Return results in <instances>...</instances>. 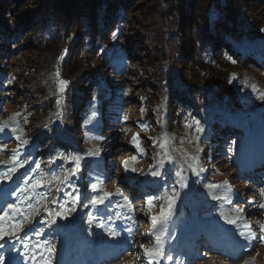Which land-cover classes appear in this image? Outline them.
Here are the masks:
<instances>
[{
    "label": "rangeland",
    "instance_id": "1",
    "mask_svg": "<svg viewBox=\"0 0 264 264\" xmlns=\"http://www.w3.org/2000/svg\"><path fill=\"white\" fill-rule=\"evenodd\" d=\"M137 6L139 8L135 12V16L139 24L138 27L133 30L132 36L138 41L141 40V38L145 39V41H147L146 48L148 51L140 52L139 55L142 60H140V63H136L131 73L128 68L130 64L129 60L123 52H121L114 60L112 59L110 61L108 70L111 75L109 77L92 69L91 72L92 74L97 75L99 84L93 92L92 99L94 101L89 109L90 113L87 120L78 122L76 117L73 118V116L66 114V111L68 110V107L65 104L66 98L63 96L64 94L58 93V81L55 75L56 71L53 70L56 64V58L54 55L45 52L41 43L36 49L33 46L16 54L12 60V64H14L9 68L3 81H0V122L8 121L11 123L14 114L19 112L21 115L15 117V119L19 122V128L23 130V126L26 124L24 121L27 115V113H23V111L27 110V103L25 101L26 95H22V91L18 90L19 88L16 87L14 81L20 74L24 75L25 78L27 77L26 73L24 74V71L27 70L28 64L29 66L31 64H36L35 66L38 70H46V73H43V76H40L43 77L41 78L42 82H40V90H42V92L31 89L28 94L32 95L34 98H38L39 101L47 100L48 98L55 99L57 111L48 114L47 117L49 118V123L51 122V125H53L55 129H59L60 127L62 129L58 141L66 143L67 145L69 144L71 147H76L77 144H82L80 150L83 154L81 155L99 149L98 156L85 155V159L81 161V164L83 163V165L88 162L87 167H89L85 174L87 176V181L85 178L86 182L82 181V183L85 182L84 186L87 188L85 196L82 194L81 188L78 185L77 175L80 171L86 169V167L83 168L81 165V169L77 175L70 177V183L60 185L52 178L53 171L62 178L64 170H70L73 167L74 162L67 163L66 160L69 156L75 157L78 153L69 148V145L61 149H56L54 153L50 155V158L57 155H62L64 157V159L57 160L55 164H50L49 161L45 162L41 157V153L37 151L39 149L32 148L26 152V150L24 151L26 145L19 149L22 156L26 153L30 154L32 160L23 168L17 169L11 180L0 181V197L3 196L5 201L4 207L0 211V215L4 214V209H7L9 203H17L16 197L5 195V192L8 189H10V191L14 190L18 185L21 187H29L26 181H30L31 179H39L41 181L42 187L36 191L46 197V199H41L40 196H35L33 194L34 199L24 201L20 204V207L29 222L23 223L24 231L18 233L20 236H24L25 233H27V237L24 240H15L18 241L16 243L13 240L17 248L23 246L29 247V245L33 243L36 244L34 237H39V240L37 241H39L40 244L47 243V246L56 238V236L51 235L54 225L47 224V220L50 218L47 217V214L44 211L45 206L49 209L61 210L67 215V219H58L57 222L60 221L67 223L72 216H79V213H82L85 216L84 220L86 224H88L87 221L89 219L93 220L91 226L88 224L89 228H96L97 216H95V212H98L101 207L98 206V210L91 205H89L88 208H84L82 203H74L71 200V197L66 195V193L72 195L78 194L81 199L87 198L90 200L93 195H102L104 193L103 185L105 184H107V186L104 188L109 189L108 193H116L118 188L123 192L125 183H121L122 181L124 182L125 179H130V181L141 180V176L146 171L151 170L150 166H155L159 160L164 159V156L160 154L158 143L154 146L153 141L158 142L162 139H167L168 155L171 156L174 163L165 164L167 168L165 173L167 180L164 178L163 187L161 189L165 190L164 193H160V190L155 193V195H152L153 197H157L159 202L157 203V201L152 200L150 206L155 205L158 207V210L154 211L153 215L151 212L145 210L138 218L142 223H145L148 220L150 221V217L161 215L162 208H168V196L172 195V188H175L177 192L178 188L176 187V184L180 186L181 183L186 182L188 185L187 188H182L180 186L183 190V195L185 192L190 198L197 196L200 186L199 181H197L195 176L199 175L201 171L202 163L200 150L203 147L209 148L210 152L208 156L218 152L217 156L219 158L221 157L220 164L215 167V170L210 177H218L219 179L222 178L223 180L228 181L233 180V176L236 175V170L235 165L232 163L229 156L231 153L230 143L235 141V145H237L236 141L238 139H232L229 145L228 143L224 146L219 145L218 143L213 145V142L210 140L211 136L207 137L206 127L203 128L204 131L202 133L195 131V122L198 121L199 118H202L204 122H216L219 118L226 120L228 123L230 122L234 124L237 131L244 130V133L249 137L253 136L250 135L253 130L250 129V131H247L246 128L249 119L256 121L258 125L264 127V97L261 96V94H264V64H254L250 59L252 54L264 50V41H242L238 44L233 43L229 38L223 35L220 29H218L216 30L217 36L221 37L226 43H232L234 53L242 55L245 62L248 63V65H243L241 68L237 67L231 69V71L228 72V77L231 78L232 82L243 88V90L238 91L239 95L242 97L240 109L233 115L227 114L224 111L225 102L222 99L215 97L213 93L208 92L206 89L200 92V95L197 98V103L194 107V111L197 114L190 118L188 113H185V115H182L181 120L177 119L172 122V125H175V128L172 130L167 129L166 113L168 110V96L170 90L174 88V79L171 78L170 74L172 69V57L169 52V47L165 42H168L176 34L178 27L177 18L173 15L163 17L161 14V4L157 1L141 0L138 2ZM257 19L264 25L263 13H257ZM68 45L69 44L67 43L66 46L68 47ZM159 65L167 66L170 75L164 83V90L157 92L156 103L153 104L148 101L149 104L143 105V96L140 94L144 91L146 84H148V74L154 71V66ZM89 71L87 65L81 66L74 73L69 81L71 83L67 86L71 84L73 85L75 81H83L87 77H93ZM158 84H160V81H156V85ZM253 85H255V90L252 87ZM236 88L234 90L235 94H237ZM70 92L76 97L79 94V89L76 87L74 88V92ZM90 93H92L91 89L89 93L86 94V98H88ZM10 94L13 95V97H10ZM58 97L61 100L60 105L57 104ZM154 98L155 97H152V99ZM227 99H230V97ZM103 101L105 103H103ZM141 109H143V112ZM103 115L105 116V120H103ZM155 116L159 118L157 123L146 122V119L154 118ZM125 117L127 118L126 120ZM104 122L107 125L106 128L101 126ZM28 123L30 124V120ZM97 123H99V126ZM186 124H192L193 127L188 128L185 126ZM141 125H144V127H141ZM76 127L79 129L77 139ZM253 129L258 130L259 132V127L256 126V124L253 125ZM98 133H100V136L97 137H103V139H96ZM14 135L15 134L11 133L9 130L0 134V141L7 143V148L5 149L4 154H0V160H8L11 155V150L16 148L17 143H19V141L14 139ZM49 136V141L51 143L53 142L54 137L51 135ZM134 136L138 137L136 141H133ZM197 137H200V139L197 140ZM23 138L27 139V135H25L24 132ZM74 140H77V144L75 143L73 145L72 142ZM224 150H227L228 152L225 153ZM220 152H223L224 154H221ZM134 156L137 157L136 160L132 159ZM192 157H198V159L193 160ZM233 159H235V157H233ZM107 161L109 162V165L106 168H103L104 163ZM124 161H127L129 165V171L127 172L122 167ZM36 162L40 163V169H38L37 172H32L31 169L35 167ZM9 167H11L9 164H0V174L6 171ZM168 167L170 168L168 169ZM132 168H135L137 171H131ZM181 169L183 170V180L176 175ZM193 169H195V172ZM94 177L100 178V185ZM144 178L146 179V177ZM208 183H211V181H208ZM92 185H95V189L92 188ZM58 187L61 189L59 192H57ZM74 187L79 189V193L73 192ZM29 190L31 191V189ZM113 196L118 198V202L125 203L124 197L126 196L122 198L121 196ZM127 198L131 201V198L128 196ZM53 199L57 200L58 203L53 204ZM29 203L32 204L31 209L28 207ZM60 203H64V209H60ZM178 205L179 202L175 200L171 209L173 216L178 215ZM73 207L76 208V211H71ZM36 208H39L40 215L35 214ZM90 208L91 211H88ZM116 208L117 202L106 207L105 210L107 213L104 214V217L102 218L108 222L111 221V219L117 214ZM193 211V208L191 210L190 208H187L185 214L190 213L192 216ZM89 213H92L91 217L89 216ZM217 214L218 211H212L211 217H214ZM121 215L118 216L119 220H121V218L122 220L124 219L123 215ZM25 216H19L18 214L9 212V216L5 220H0V227L6 230L10 229L17 221H24ZM187 217V215L182 216L181 221H186ZM197 218L199 217L197 216ZM243 220H246L245 216ZM181 221H178L174 225L175 231L182 229L183 224H181ZM36 222H39L41 226L35 227V230L30 232V223L35 224ZM253 222H255V219L251 221V224ZM117 226L118 225L116 224L115 227ZM123 230H125V228ZM140 230L141 227L138 226L136 236L137 244L143 243L144 246L148 248H150V244H154L153 246H155L156 243L154 238L152 237L150 239V237L153 234H158L161 231V228H158L157 225L153 226L148 235L141 233ZM36 231H41L42 235L37 236L35 234ZM0 243L8 245L12 242L9 239H5L0 240ZM263 245L264 244H261V249L264 248ZM141 250L144 251L143 248ZM35 251L38 252V250ZM173 253L174 250L171 251V255L175 258ZM258 253H263V250L262 252L258 251ZM127 258L118 263L128 264L137 259L140 260L142 254L140 251L136 252V255L130 253V256ZM176 259L180 260V257ZM176 259L174 260L175 264ZM185 259L186 257L184 260ZM253 259L255 262L257 260L258 264H264V254L258 256V258L253 256ZM198 263L228 264L226 261L214 258L212 260H202Z\"/></svg>",
    "mask_w": 264,
    "mask_h": 264
},
{
    "label": "trees",
    "instance_id": "2",
    "mask_svg": "<svg viewBox=\"0 0 264 264\" xmlns=\"http://www.w3.org/2000/svg\"><path fill=\"white\" fill-rule=\"evenodd\" d=\"M140 1L0 0V81L14 64L12 60L16 54L29 47L36 49L40 43L45 52L54 55L56 64L53 70L59 71L60 79L66 81H70L83 65L89 67V72L93 69L106 73L108 57H114L119 51L128 56L131 73L136 63L142 60L140 52L148 51L145 39L138 41L132 36L139 24L135 12ZM151 1L161 4L163 17L173 15L177 18L176 34L165 42L171 53L173 77L177 84L187 89L186 93L193 101L200 91L207 89L221 98L231 96L237 103L238 96L233 95L235 84L228 77V72L242 62L232 52L231 45L217 36L216 30L220 29L223 35L236 43L264 40V25L257 19V13L264 14V0ZM113 31H117L116 40L111 38ZM101 48L105 51L101 52ZM233 60L236 63H232ZM35 65L28 64L24 71L27 77L20 74L14 83L22 95H26L28 121L24 133L29 140L28 148L35 145L46 154L49 143L45 136L52 129L47 115L56 110L57 105L53 98L39 101L28 94L31 89L42 92L40 82L43 77L40 76L46 70H38ZM164 69L162 65L154 66V71L148 74V84L142 92L146 104L156 97L155 90L159 88L156 81H165ZM91 75L93 77L67 86L63 96L65 104L69 105V113L82 112L87 100V103L91 102L86 98L96 83L95 74L91 72ZM76 87L79 89L78 98L70 92H74ZM169 108L171 126V120L191 108V100L184 93H175Z\"/></svg>",
    "mask_w": 264,
    "mask_h": 264
},
{
    "label": "snow or ice",
    "instance_id": "3",
    "mask_svg": "<svg viewBox=\"0 0 264 264\" xmlns=\"http://www.w3.org/2000/svg\"><path fill=\"white\" fill-rule=\"evenodd\" d=\"M264 31V30H262ZM111 38L113 40L117 39V31H113L111 34ZM101 52H104L105 49L101 48L100 49ZM232 63H236L235 60L232 61ZM56 79L58 81V93L59 94H64L66 92V88L67 85L69 84V81L60 79V73L59 71L56 72ZM253 89L255 90V85L252 86ZM262 97H264V94H261ZM57 104L60 105L61 104V100L58 97L57 98ZM141 111L143 112V109H141ZM21 114L19 112L14 114V117L11 121V123H9L8 121L5 122H0V134H3L6 132V130H9L11 133L15 134L14 135V139L16 141H19V143H17L16 148L11 150V155L9 156V159L4 161V160H0V164H9L11 165V167L7 168L6 171H4L2 174H0V181H8L12 179L13 174L17 171V169L19 168H23L25 165L29 164V162L32 160V157L30 154H24L22 156L21 152L19 151V149L24 146L27 145L29 143V140L26 138H23V130L19 128V122L15 119V117H19ZM127 118L125 117V120ZM24 123H27V120L25 119ZM188 128H192V124H186L185 125ZM45 127H47V125H45ZM141 127H144V125H141ZM195 131L196 132H200L202 133L204 131V129L202 128V126L200 125L199 121L195 122ZM99 139H103V137H98ZM138 139V137L134 136L133 137V141H136ZM200 137H197V140H199ZM158 143L159 149H160V154L164 156V159H161L158 161L157 165L155 166H150L151 171H150V175L154 176V177H161L162 176V171L161 169L164 168L166 163H174V161L172 160L171 156L168 155V151H167V146H168V141L167 139H162L160 141H153L154 146ZM233 144H235V141L233 142ZM7 148V143L4 141H0V154H4L5 149ZM86 156H98L99 155V149H96L95 151H90L88 153L85 154ZM85 155H76L75 157L69 156L66 160L67 163H73V167L68 170L65 169L64 170V175L61 178L60 175H57L54 171L52 172V178L53 180L57 181L58 184L63 185L65 183H70V177L72 176H76L77 173L80 171L81 169V161L85 159ZM59 159H64V157L62 155H57L54 157H51L49 160L50 164H55L57 162V160ZM133 160H136L137 157H132ZM193 160L198 159V157H192ZM122 167L124 168V170L127 172L129 171V165L127 161H124L122 164ZM40 169V163L36 162L35 167L31 169L32 172H37V170ZM131 171L135 172L137 171L135 168H132ZM193 171L195 172V169H193ZM183 170L181 169L180 171H178L176 173V175L178 177H180L181 180H183V175H182ZM26 183H28L29 187H21V186H17L14 190H12L11 192L5 193V195H11L16 197L17 203H9L7 205V209H4V214L0 215V220H5L8 216H9V212L14 213V214H18L19 216H25L24 212L22 211L20 204H22L24 201H30L32 199H34V195L35 196H40L41 199H46V197L42 196L39 192H37L36 190L42 187L41 181L39 179H31L30 181H26ZM224 185H228V181L225 180L224 181ZM182 188H187L188 185L186 182L181 183L180 185ZM207 187L210 188H218L221 187L220 185H207ZM92 188L95 189V185H92ZM31 189V191L29 190ZM61 189L58 187L57 188V192H59ZM73 192L74 193H79V189L78 188H73ZM172 195L168 196V213H165L163 208L161 209V217H157V216H153L151 217V222L153 224V226H156L158 223V220H160L161 218L163 220H167L168 215L171 212V209L173 207V204L175 202V197L176 195H178V193L176 192L175 188L171 189ZM34 194V195H33ZM261 194L264 195V189L261 190ZM66 195H69L71 197V200L74 203H82L84 208H88L89 205H91L93 208H97L98 210V206L99 205H103L104 202L106 200H109L110 197H112L113 195L116 196H123L122 191L118 188L116 190V193H108V192H104L102 195H93L91 197V199H81V197L77 194V195H72L69 193H66ZM157 197H149L148 198V203L151 204L153 199H156ZM216 197H213V199H215ZM125 200V204L129 207V210H131V201L128 200L127 197H124ZM53 204L58 203L57 200L53 199L52 201ZM249 203H253L252 201H249ZM28 207L31 209L32 208V204L29 203ZM65 205L64 203H60V209H64ZM257 207H259L260 209H264V203L259 204ZM45 213L47 214V217H49L50 219L47 220V224L49 225H55L57 223V220H65L67 219V215L62 212L61 210H55V209H49L47 206H45L44 208ZM71 211H76V208L73 207L71 209ZM243 209H239L238 212L239 213H243ZM35 214L36 215H40V211L39 208L35 209ZM89 216H92V213H89ZM226 219V222L228 224H235L236 220H231V219ZM236 219L238 220H243L244 216L238 215L236 217ZM25 222H29L28 218L25 216L24 221H17L15 224L12 225V227L10 229H3L2 227H0V240H5V239H9V240H24L27 237V233H25L24 236H20L18 235V233H21L24 231L23 229V223ZM87 223L91 226V224L93 223L92 219H89L87 221ZM96 227H100L103 228L104 224L102 222L97 223ZM259 230H260V235L257 236L254 233H252L251 231L249 232H239L238 236H239V240H234L233 243L238 247L239 251L241 254L248 252L252 249H254L256 247L255 241H259L260 243H264V224H259ZM127 231L129 232V234H131L132 229L128 228ZM35 234L37 236L42 235L41 231H36ZM109 236L111 237H115L117 235V233L112 230L109 231L108 233ZM237 235V234H234ZM162 237H163V233H159L156 234L155 238H156V247L155 248H146L144 246L143 243L140 244V247L143 248L144 253L147 257L150 258V260H156L157 258L160 257H165L167 258V260L171 261L174 259V257L171 254L165 253L163 251L162 248ZM240 240L246 241L247 243H240ZM4 250H5V245L3 243H0V264H17V261L15 260V258L6 256L4 254ZM14 250V245H12L11 247H9L7 249L8 252H11ZM47 252L49 254L53 253L55 251V247L54 246H47L46 248ZM19 255L23 256L24 253H19ZM31 259L35 260L36 257L35 255H32L30 257ZM232 258H238V257H232ZM41 259H43L45 261V264H51L50 259L41 256ZM129 264H135V262H129ZM176 264H182V261H180L179 259H176ZM245 264H249V261H245Z\"/></svg>",
    "mask_w": 264,
    "mask_h": 264
},
{
    "label": "bare ground",
    "instance_id": "4",
    "mask_svg": "<svg viewBox=\"0 0 264 264\" xmlns=\"http://www.w3.org/2000/svg\"><path fill=\"white\" fill-rule=\"evenodd\" d=\"M260 132V131H259ZM113 201H114V199H113ZM125 212H127L126 214H130V212H131V210L130 211H127V209L125 208V210H124V212L122 211V215H123V218H124V216H125ZM121 215V214H120ZM121 215V216H122ZM118 220H119V217L117 218ZM121 220H122V218H121ZM124 220V219H123ZM122 220V221H123ZM118 225V224H117ZM129 228H130V226H129ZM129 236V232L127 231V227L125 228V230H121V237H124V238H127ZM15 241V240H14ZM13 241V242H14ZM16 242H18V241H15V243ZM10 244V243H9ZM7 245V244H6ZM4 254L6 255V256H9V257H12V258H16V255L14 254V257H13V253L12 252H8V251H6V250H4Z\"/></svg>",
    "mask_w": 264,
    "mask_h": 264
}]
</instances>
